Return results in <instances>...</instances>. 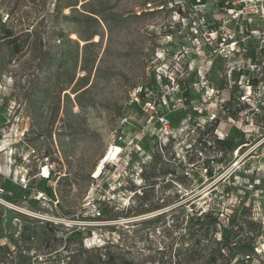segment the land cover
Instances as JSON below:
<instances>
[{"label": "rangeland", "instance_id": "rangeland-1", "mask_svg": "<svg viewBox=\"0 0 264 264\" xmlns=\"http://www.w3.org/2000/svg\"><path fill=\"white\" fill-rule=\"evenodd\" d=\"M146 4L163 10L137 17ZM177 7L0 0L1 22L30 44L10 58L0 40V264H211L218 250L217 264H264V149L229 154L238 135L222 145L188 121L185 69L157 61ZM219 72L209 78L222 88ZM112 145L118 157L97 177Z\"/></svg>", "mask_w": 264, "mask_h": 264}, {"label": "built area", "instance_id": "built-area-1", "mask_svg": "<svg viewBox=\"0 0 264 264\" xmlns=\"http://www.w3.org/2000/svg\"><path fill=\"white\" fill-rule=\"evenodd\" d=\"M181 2H184L186 10L177 7L165 37L168 43L166 51L163 52L164 57L157 61L162 66L167 65L166 67L174 69L176 73L179 72L178 68L185 69L184 78L181 74L177 83L184 82L183 89L188 92V99L195 102L194 110L187 112L188 121L196 129L209 131L219 142L232 136L231 133L238 135L240 145L233 152L239 153L243 148L252 145V141L258 145L256 148L263 150L264 0ZM161 10V6L152 7L151 4H146L138 15L149 12L156 15ZM197 67L204 69L196 71ZM212 67L221 68L218 79L224 83L222 88L213 86L209 78ZM165 73L166 71L163 75ZM159 78L175 83V79H170L169 75ZM191 89L197 92L194 99H191ZM144 96L141 87L132 93L130 102L139 103V98L144 99ZM201 117L204 120L202 126L198 122ZM121 123L126 124L127 119H122ZM221 126L223 130L220 129ZM155 127L168 135L170 119L158 115L154 121L153 128ZM169 139L170 137L167 142ZM210 144L208 138L202 140V146L207 145L210 148ZM116 149L119 151L117 146H110L99 170L97 169V177L105 169V165L118 157L119 153L112 157ZM212 155L214 157L217 153ZM213 160L206 163L203 170L217 166V161Z\"/></svg>", "mask_w": 264, "mask_h": 264}, {"label": "trees", "instance_id": "trees-1", "mask_svg": "<svg viewBox=\"0 0 264 264\" xmlns=\"http://www.w3.org/2000/svg\"><path fill=\"white\" fill-rule=\"evenodd\" d=\"M69 7H71V6H69ZM57 10L59 12L60 9L57 8ZM83 11H85V10H83ZM85 12L86 13H89V14H92V15H96L92 11H85ZM153 15H154L153 12H149V13H142L141 15H138L137 17H140V16H143V17L144 16H153ZM26 34H29V33H26ZM29 35H26V36H29ZM0 40H2L3 44L9 49L10 58L11 57H14V56H17V55H20L22 53V51L26 47L27 48H30V44L29 45L27 44L26 46H24V44H22L20 42V37L16 36V34L13 31V29L11 27H8L5 24V22L2 23L1 22V19H0ZM85 87H87V85H83L78 91L83 90ZM62 91H65V90H62ZM221 144L222 145H225L226 143L225 142H222ZM239 145H240V143H236V145L228 146L227 152L229 154L232 153ZM169 146H170V143L168 142L166 145H164L163 148H167ZM159 149H162V146L161 145H160V148ZM163 150H166V149H163ZM157 152H158V150H157ZM215 153H217V152H215ZM225 177H222L220 181L224 180ZM63 178H65V177H63ZM229 178H231V177H229ZM221 194H223V191H222ZM81 237H82V233L81 232H76L74 234H70L69 236H67L65 238V242L70 243V242H72V240L74 238L80 239ZM81 239H80V241H81ZM229 245H230V243L229 242H226V245L225 246L228 247ZM217 252H218L217 254H215V255H213V257H211V259L209 261L211 264H217L220 260H223L224 255L221 252V250H218ZM68 264H71V263H68ZM83 264H91V263H88L87 261H85ZM124 264H128V263H124Z\"/></svg>", "mask_w": 264, "mask_h": 264}, {"label": "bare ground", "instance_id": "bare-ground-1", "mask_svg": "<svg viewBox=\"0 0 264 264\" xmlns=\"http://www.w3.org/2000/svg\"><path fill=\"white\" fill-rule=\"evenodd\" d=\"M75 38V37H74ZM11 151V150H10ZM117 154V149L113 152L112 157H114ZM99 170V169H98Z\"/></svg>", "mask_w": 264, "mask_h": 264}]
</instances>
